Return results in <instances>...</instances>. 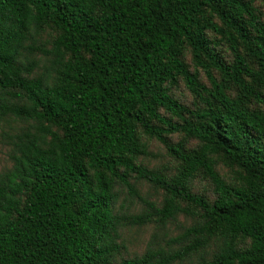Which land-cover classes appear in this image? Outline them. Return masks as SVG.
Wrapping results in <instances>:
<instances>
[{"label":"trees","instance_id":"16d2710c","mask_svg":"<svg viewBox=\"0 0 264 264\" xmlns=\"http://www.w3.org/2000/svg\"><path fill=\"white\" fill-rule=\"evenodd\" d=\"M258 3L0 0V136L12 163L0 173V264H264ZM180 83L190 106L173 93ZM10 122L21 127L4 131ZM143 139L176 159L173 174L142 163ZM197 178L212 199L194 191ZM135 179L162 201L120 213L117 189L138 196ZM179 215L191 224L170 239L178 249L117 261L121 227Z\"/></svg>","mask_w":264,"mask_h":264},{"label":"rangeland","instance_id":"374dc122","mask_svg":"<svg viewBox=\"0 0 264 264\" xmlns=\"http://www.w3.org/2000/svg\"><path fill=\"white\" fill-rule=\"evenodd\" d=\"M261 15L264 19V5L257 4ZM189 57H186V61ZM202 83L206 84V79L201 75ZM175 97L183 105L190 106L195 99L182 83L173 90ZM21 127L20 123L10 122L3 126L4 131H14ZM170 142L173 144L182 143L186 148L195 146V141L185 137L183 134L169 135ZM146 146V155L142 159V163L150 169H159L173 174L175 166L178 165L176 159L167 153L166 149L159 142L153 139H143ZM11 147L9 141L0 136V173L8 170L11 167L9 157ZM219 173L225 178L230 177L229 169L222 163L218 164ZM133 187L136 189L138 196L130 195L125 189L118 187V199L115 204V209L126 215H134L145 210L141 199L160 204L163 197L162 190L155 188L149 183L142 180H131ZM194 191L205 194L209 199L213 198L211 185L203 178H197L193 182ZM191 224V220L183 215L177 216L175 221L165 224L150 223L145 225H124L120 228V238L118 243L117 261L123 258H131L140 256L148 249L162 248L166 251H173L179 248V243H170V239L179 235L184 228ZM180 264H190L182 262Z\"/></svg>","mask_w":264,"mask_h":264}]
</instances>
